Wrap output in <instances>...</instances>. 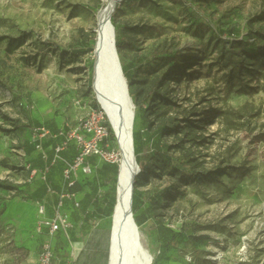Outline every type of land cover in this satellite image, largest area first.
<instances>
[{"label":"rangeland","instance_id":"obj_1","mask_svg":"<svg viewBox=\"0 0 264 264\" xmlns=\"http://www.w3.org/2000/svg\"><path fill=\"white\" fill-rule=\"evenodd\" d=\"M105 3L0 0V181L8 183L0 187V264H35L46 238L38 232L34 193L51 186L50 179L62 190L64 178L56 164L47 182L27 183L23 146L34 128L75 127L96 111L90 54L74 52L96 34ZM118 6L112 20L123 45L117 49L138 69L131 91L143 89L140 110L151 133L163 128L162 143L173 157V167H164L148 144L143 163L151 169L139 177L146 206L153 207L140 227L153 264L160 251L152 236L156 221L203 238L172 242L158 264H264V0H123ZM54 141L43 140L49 157ZM103 145L110 154L119 151L110 135ZM78 181L81 197L89 182L100 196L111 187H103L108 181L99 169ZM53 201L51 193L39 200L48 216ZM70 211L74 225L83 222ZM111 226L110 217L88 227L97 255L86 262L108 264Z\"/></svg>","mask_w":264,"mask_h":264},{"label":"trees","instance_id":"obj_2","mask_svg":"<svg viewBox=\"0 0 264 264\" xmlns=\"http://www.w3.org/2000/svg\"><path fill=\"white\" fill-rule=\"evenodd\" d=\"M119 6H116V11L118 10ZM112 23L115 27V31L118 32V36L116 37V46L117 48L122 47L123 40H122V30L116 23L114 22V19L112 20ZM239 33V31H236ZM96 38L97 35L94 34L92 37L89 38L87 42H82L78 48V51L75 50L74 53H83V54H90V57L87 60V65L89 67L90 71V78L89 83L92 86L93 84V74H94V64H95V58L93 57V51L96 45ZM119 58L121 59V65L123 69V73L125 78L127 79V82L129 84V91L130 95L133 99L134 104L137 105V109L135 110V120H134V129H133V138H134V149H135V155H136V161L141 168V173L137 177L134 185L133 190V214H134V220L138 227H142L144 224H146L151 214L153 213V207L152 205L146 206V203L143 198V193L139 189V177L142 175H145L149 169H151L147 164L143 163L144 156L147 152V145L152 143V147L154 148V151H156L157 160L163 164L166 168H172L173 167V157L169 153V146L162 143L161 137L163 135V128L158 129V131L151 133L149 130V126L146 123L145 120V111L140 110V100L139 96L141 95V91H143L142 88H138V91H131V88L136 83L137 74L136 71L138 70L136 68V64L134 62L126 63L124 59L122 58L120 51H118ZM153 86L150 85L145 90V95L143 98V103L150 104L152 101V98L154 97L153 93ZM91 106L98 112H102L100 109L98 103L96 100L91 104ZM144 116V122L141 128H138L139 125V117L142 115ZM105 117V116H104ZM105 126L107 127L109 135L114 138V141L117 143V139L113 136V130L110 126V123L105 117ZM38 125V124H37ZM65 129V128H64ZM61 140H56L55 142V148L60 143ZM43 145V143H42ZM54 148V151H55ZM119 148V147H118ZM74 145H70L69 148L61 153V157L65 160H71L76 152H75ZM23 150L28 155H31V153L35 150L33 146H28V143H25L23 146ZM118 160L116 162H105L102 164L101 167H99V174L100 177L108 181L107 183H104L103 187H107L111 185L109 190L103 195H99V187L96 186V184L89 182L90 186V192L85 194V198L80 202V205L82 207V211L80 212L79 209L75 208L74 203L72 201H66L65 202V209L70 213V210H74L78 218H81L84 223L87 224V227H90L88 225H91L92 221H94L98 217H105L110 218L114 214V208L116 205V184H117V178L120 170V164H121V156L120 151H118ZM55 157H49L46 154V159L43 157H37L35 160H32L31 167L45 169L49 168V171L51 167L58 164V169L63 174L65 165L62 161L56 160L54 162ZM90 162L94 165L95 160L92 158ZM53 163V164H52ZM97 171V170H96ZM49 174V173H48ZM51 183V186L46 184H42L38 187V189L34 193V199L41 198V196H46L49 193V190H53L56 192H61L62 190L56 186L52 185L51 179L49 180ZM0 187L8 188L7 181H0ZM53 187V188H51ZM28 188V187H27ZM82 186L77 180L76 184L73 188H71L69 191L73 192L78 195V192L82 190ZM168 189H164L161 193L162 196H164L167 193ZM54 198V203H55ZM53 203V204H54ZM92 209V210H91ZM72 218V216H71ZM73 221V218H72ZM155 230L152 233V236L157 239V241L160 243V251L159 255L157 256L155 263L158 264V262L165 260L166 253L169 250L170 244L176 240L179 241H190V242H196L200 243L203 238L201 237H194V236H186L183 233L176 232L168 227L162 222V221H156L155 223ZM72 231L69 232V235L72 236ZM57 245L59 246V251L61 249H65L68 247V243L66 238L63 236V233H60L58 235ZM58 251V250H57ZM56 251V252H57Z\"/></svg>","mask_w":264,"mask_h":264},{"label":"built area","instance_id":"obj_3","mask_svg":"<svg viewBox=\"0 0 264 264\" xmlns=\"http://www.w3.org/2000/svg\"><path fill=\"white\" fill-rule=\"evenodd\" d=\"M51 136L55 140H61L55 148V159L62 161L65 165L63 178L65 188L61 192L49 190L55 198L52 206V215L48 216L45 204L38 202V215L40 222L38 232L45 233L46 238L41 244V249L37 257L36 264H53L55 259V239L60 233L69 238V232L74 229V224L70 213L65 209V202L72 201L75 208L80 207L77 194L69 190L76 184L79 175H91L105 162H116L118 154H110L104 147V142L108 139L109 133L105 126V117L102 112L93 111L81 118L75 127L70 129H58L51 132L45 126L34 128L32 133V143H35V150L41 152L46 159V152L43 150L42 142L45 138ZM75 147V157L72 161L65 160L61 153L69 148ZM94 158L95 164L90 160ZM29 174L27 183H32L37 177L47 182L49 168L32 169L28 166Z\"/></svg>","mask_w":264,"mask_h":264},{"label":"bare ground","instance_id":"obj_4","mask_svg":"<svg viewBox=\"0 0 264 264\" xmlns=\"http://www.w3.org/2000/svg\"><path fill=\"white\" fill-rule=\"evenodd\" d=\"M120 1L121 0H105L106 2L105 6L98 12L96 16L97 28L95 29V33L97 35V38H96V45L92 54L95 60L98 59V54L100 56L99 59H101V61H105V60L107 61L110 58V50L112 48L113 40L116 39V31L112 23V17L116 11V6L118 5V3H120ZM112 27L114 30L112 29ZM112 77L113 76L110 75V77L107 78L108 79L107 83L105 82L101 83L100 81L97 82L95 87L92 88V92L94 94L96 102L98 103L100 109L102 110L103 115L106 117L109 123L111 120L115 129L118 128V124L120 120L117 115L116 108L120 104H123L125 106V117H126L125 130L117 138V140L118 139L121 140L122 148L119 150L121 156V164H120L121 167L119 170L117 184H116V189H117L116 204L121 205V208L124 209V213H125L129 210L130 196H131V178L134 176L136 170L133 162L131 145L130 143L127 142L126 132L130 130V126H129L130 109L134 111V115H135L136 108L134 103H129L128 98H126L122 93H119L120 92L119 90L117 91V89H114L111 86V84H109L110 83L109 79H111ZM113 136L114 137L116 136L114 130H113ZM137 177L134 179V182L136 181ZM111 221L113 226L112 217H111ZM112 226L110 232V239L112 233ZM139 233L141 237L142 251H136V253H134L133 250L130 249L129 242L125 237L126 235L125 229L120 231V227L117 226V236L115 238L117 253L113 257L112 264H153V257L151 253L142 242V234L140 232V229H139ZM110 239H109V247H110ZM108 264H109V258H108Z\"/></svg>","mask_w":264,"mask_h":264},{"label":"water","instance_id":"obj_5","mask_svg":"<svg viewBox=\"0 0 264 264\" xmlns=\"http://www.w3.org/2000/svg\"><path fill=\"white\" fill-rule=\"evenodd\" d=\"M122 1L123 0H121L120 2ZM99 58L100 56L98 54V59L95 60V64H94L93 84L91 87L92 88L95 87L96 83L99 81L101 83L102 82L107 83L108 82L107 78L110 77L111 75L113 76L112 77L113 79L112 78L109 79L110 80L109 84H111V86L114 89H117V91L119 90L120 91L119 93H122L126 98H128L129 103H134L130 95L129 84L123 73L121 61L118 54V49L116 46V39L113 40L112 48L110 50L109 60L101 61V59ZM116 109H117V115L120 119L118 128L115 129L111 120H110V126H112L111 127L112 130L115 131L116 134L115 138L117 139L118 136L122 134V132H124L125 130L126 117H125V106L123 104H120ZM134 120H135L134 111L130 109V118H129L130 130L126 132V136H127V142L130 143L131 145L133 162L136 170L134 176L131 178V196H130L129 210L124 213V209L121 208V205H117V204L115 205L114 208V214L112 215L113 226H112V233H111L110 247H109V264H112L113 257L117 253L116 241H115V238L117 236V226L120 227V231L125 229V233H126L125 237L129 242L130 249H132L134 253H136V251H142L141 237L139 233L140 228L138 227V225L134 220V214L132 209L133 190L135 185L134 179L141 173V168L139 167L136 161V155L134 156L135 154L134 138H133ZM117 143L120 150L122 148L121 140L118 139Z\"/></svg>","mask_w":264,"mask_h":264},{"label":"crops","instance_id":"obj_6","mask_svg":"<svg viewBox=\"0 0 264 264\" xmlns=\"http://www.w3.org/2000/svg\"><path fill=\"white\" fill-rule=\"evenodd\" d=\"M63 127L65 129L71 128V126L69 124H66V126H63ZM28 141H30V142H26V143H28V146L31 145L35 148V143H32L31 140H28ZM41 142L43 143V141H41ZM25 154L28 156V161H29L28 166L30 165V167L32 164V160H35L39 156L42 157L41 152L36 151V150H34L31 153V155H28L27 153H25ZM74 157L71 160H73ZM31 168L40 170V168H35V167H31ZM98 169L99 168H97L96 170H98ZM81 192H83V189L80 192H78L77 199L82 201L85 198V195L81 197ZM35 200H37L39 202V200H41V198H36ZM104 219H106V218L105 217H98L94 221H92L91 225H88V226H92L94 223H99V222L103 221ZM86 230H88L86 223H84V222L76 223V225H74V229L72 230V232H73L72 236L69 235V238H67L68 247L63 249L62 253H60L59 250L56 252V247L58 245H57V241L55 242V259H54L53 264H90L89 262H86V261H88L87 259L91 258L92 255H94L96 257L97 252L95 250L91 249V245L88 242L89 240L85 235ZM40 249H41V247H40ZM40 249L38 251V254L40 252ZM38 254H37V257H38ZM37 257L35 260V264L37 262Z\"/></svg>","mask_w":264,"mask_h":264}]
</instances>
